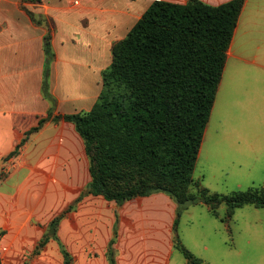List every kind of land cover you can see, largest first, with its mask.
Listing matches in <instances>:
<instances>
[{
	"label": "rangeland",
	"instance_id": "374dc122",
	"mask_svg": "<svg viewBox=\"0 0 264 264\" xmlns=\"http://www.w3.org/2000/svg\"><path fill=\"white\" fill-rule=\"evenodd\" d=\"M154 1L175 3L143 0L139 10ZM232 47L235 57L256 65L228 62L222 110L217 96L193 175L199 182L191 187L194 194L200 186L223 196L264 189V0H249ZM76 134L60 148L25 144L12 158L20 143L0 134L1 264H65L63 251L72 264H110L112 240L114 264H188L177 238L202 264H264V209L248 205L229 217L226 204L217 214L203 202L187 204L176 233L178 206L164 193L122 206L81 198L91 176ZM73 204L57 238L41 246L52 221Z\"/></svg>",
	"mask_w": 264,
	"mask_h": 264
},
{
	"label": "trees",
	"instance_id": "16d2710c",
	"mask_svg": "<svg viewBox=\"0 0 264 264\" xmlns=\"http://www.w3.org/2000/svg\"><path fill=\"white\" fill-rule=\"evenodd\" d=\"M245 1L220 6L200 0H187L186 4L154 1L127 37L115 44L112 64L103 74V88L93 109L52 118V108L27 137L51 119L74 125L84 141L91 176L81 198L103 197L122 206L164 193L178 206L176 233L187 204L203 202L214 214L226 204L229 217L248 205L264 209V189L230 196L201 186L199 194L191 191L199 183L194 182V171ZM44 50V95L53 102L47 82L54 59L50 33ZM27 137L9 158L19 154ZM75 204L52 221L41 246L51 237L57 238L60 221ZM114 243H110V264H114ZM176 247L188 264H202L179 238ZM63 252L65 264H72V258Z\"/></svg>",
	"mask_w": 264,
	"mask_h": 264
},
{
	"label": "crops",
	"instance_id": "0c3cea01",
	"mask_svg": "<svg viewBox=\"0 0 264 264\" xmlns=\"http://www.w3.org/2000/svg\"><path fill=\"white\" fill-rule=\"evenodd\" d=\"M200 1L220 6L232 0ZM138 4L143 0H0V134L10 135L16 145L52 108V118L90 112L102 91L103 74L112 64L115 44L127 37L148 9L141 11ZM48 33L54 59L47 82L53 102L43 89ZM232 49L231 44L224 71L230 60L256 65L255 60L235 57ZM223 75L217 92L220 110ZM76 138L74 125L51 119L25 144L60 148Z\"/></svg>",
	"mask_w": 264,
	"mask_h": 264
}]
</instances>
